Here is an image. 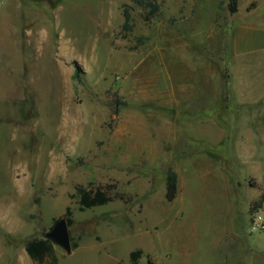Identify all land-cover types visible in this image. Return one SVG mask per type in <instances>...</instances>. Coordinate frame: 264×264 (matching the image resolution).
<instances>
[{"label": "rangeland", "instance_id": "obj_1", "mask_svg": "<svg viewBox=\"0 0 264 264\" xmlns=\"http://www.w3.org/2000/svg\"><path fill=\"white\" fill-rule=\"evenodd\" d=\"M237 4L230 15L227 0H168L147 20L127 0H0V264H32L25 244L67 208L77 249L53 246L59 264H129L133 251L139 264H185L192 244L190 264H220L203 231L215 223L234 235L226 252L264 251L248 228L264 201L247 208L245 177L262 167L232 163L239 142L227 141L235 33L264 29V0ZM88 182L133 201L80 213L75 188Z\"/></svg>", "mask_w": 264, "mask_h": 264}, {"label": "crops", "instance_id": "obj_2", "mask_svg": "<svg viewBox=\"0 0 264 264\" xmlns=\"http://www.w3.org/2000/svg\"><path fill=\"white\" fill-rule=\"evenodd\" d=\"M245 29L247 33L244 32ZM257 36L264 40V29L249 26L236 30L234 48L231 51V60L228 65L227 82V123L229 126L227 141L230 142L231 138H237L239 142L235 152L239 157L232 158L231 162L233 163L234 159L238 158L242 164L262 167L263 170L260 173V169L255 167L258 173L245 176L253 183L252 188L247 187V208L253 201L259 199L264 201V61H256L253 57V47L256 45L254 39ZM216 85L219 90L217 82ZM231 109L235 113L231 114ZM237 118L239 121L242 120L241 123L237 122ZM235 204L236 199L232 196L228 197V208L230 209ZM209 226L206 224L203 230L207 234L204 237L209 241L207 254L210 257L219 256L220 264H264V251L251 249L248 245L240 246L237 249L238 254L235 255L231 254L233 251L226 252L234 248L232 246L234 235L228 231V224L221 226L215 223L212 224V229ZM226 232H228L227 236ZM193 246L192 244L187 258L186 256L180 257L182 263L190 264L189 258Z\"/></svg>", "mask_w": 264, "mask_h": 264}, {"label": "trees", "instance_id": "obj_3", "mask_svg": "<svg viewBox=\"0 0 264 264\" xmlns=\"http://www.w3.org/2000/svg\"><path fill=\"white\" fill-rule=\"evenodd\" d=\"M131 6L141 9L147 14V20L158 16L161 12V6L168 0H127ZM237 0H227V10L230 15L237 13ZM130 8L127 5L122 7L123 26L121 33H129L131 30ZM76 71V78H78ZM118 114L115 110L113 116ZM177 182L178 177L169 170L165 181V200L167 203H172L177 197ZM75 197L78 198V211L83 213L91 209H97L107 206L112 202H120L127 205L133 201V198L122 193H119L115 185L95 186L94 182H88L85 186H77L75 188ZM66 220L68 229L72 227V212L67 208L63 217ZM71 252L77 249V244L70 239ZM46 239H33L25 244L24 250L32 264H59V261L54 253L53 246ZM142 258L140 251H133L129 254V264H139ZM147 264H154L148 260Z\"/></svg>", "mask_w": 264, "mask_h": 264}, {"label": "water", "instance_id": "obj_4", "mask_svg": "<svg viewBox=\"0 0 264 264\" xmlns=\"http://www.w3.org/2000/svg\"><path fill=\"white\" fill-rule=\"evenodd\" d=\"M44 238L52 243V246L63 250L66 254H71L70 236L65 219L55 222L50 233H47Z\"/></svg>", "mask_w": 264, "mask_h": 264}, {"label": "built area", "instance_id": "obj_5", "mask_svg": "<svg viewBox=\"0 0 264 264\" xmlns=\"http://www.w3.org/2000/svg\"><path fill=\"white\" fill-rule=\"evenodd\" d=\"M248 228L251 234L264 233V208H258L252 214Z\"/></svg>", "mask_w": 264, "mask_h": 264}]
</instances>
